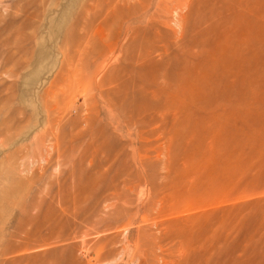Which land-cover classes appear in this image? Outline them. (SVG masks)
<instances>
[{
	"label": "rangeland",
	"instance_id": "374dc122",
	"mask_svg": "<svg viewBox=\"0 0 264 264\" xmlns=\"http://www.w3.org/2000/svg\"><path fill=\"white\" fill-rule=\"evenodd\" d=\"M0 264H264V0H0Z\"/></svg>",
	"mask_w": 264,
	"mask_h": 264
},
{
	"label": "bare ground",
	"instance_id": "6f19581e",
	"mask_svg": "<svg viewBox=\"0 0 264 264\" xmlns=\"http://www.w3.org/2000/svg\"><path fill=\"white\" fill-rule=\"evenodd\" d=\"M223 48V47H222ZM231 52V51H230ZM223 56V55H222ZM195 68V67H194ZM201 76V75H200ZM153 94V93H152ZM154 97V96H153ZM171 104V103H170ZM160 114V113H159ZM162 206V205H161Z\"/></svg>",
	"mask_w": 264,
	"mask_h": 264
}]
</instances>
